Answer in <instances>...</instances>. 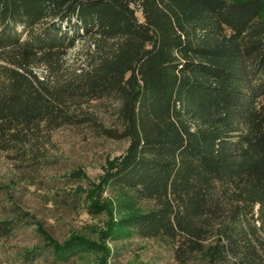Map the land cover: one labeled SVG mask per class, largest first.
Listing matches in <instances>:
<instances>
[{
  "label": "trees",
  "instance_id": "16d2710c",
  "mask_svg": "<svg viewBox=\"0 0 264 264\" xmlns=\"http://www.w3.org/2000/svg\"><path fill=\"white\" fill-rule=\"evenodd\" d=\"M109 98L122 128L108 134L129 145L104 182L143 205L113 240L169 241L181 264H264V0H0V151ZM8 212L0 238L30 219ZM93 246L49 252L68 263Z\"/></svg>",
  "mask_w": 264,
  "mask_h": 264
},
{
  "label": "rangeland",
  "instance_id": "374dc122",
  "mask_svg": "<svg viewBox=\"0 0 264 264\" xmlns=\"http://www.w3.org/2000/svg\"><path fill=\"white\" fill-rule=\"evenodd\" d=\"M119 109L114 98L79 104L80 123L42 129L23 152L0 151V216L13 205L30 215L27 224L0 238V264H181L169 241L112 238L114 223L143 206L132 202L128 189L104 182L129 145L108 134L122 128ZM75 237L94 244L93 250L68 263L55 262L50 247ZM37 249L47 251L34 261L26 259ZM186 264L205 262L196 258Z\"/></svg>",
  "mask_w": 264,
  "mask_h": 264
}]
</instances>
